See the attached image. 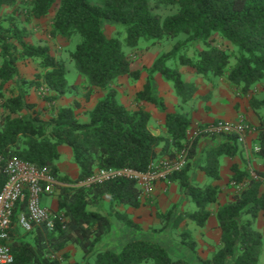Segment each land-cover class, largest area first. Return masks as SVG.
I'll return each instance as SVG.
<instances>
[{"label":"trees","instance_id":"16d2710c","mask_svg":"<svg viewBox=\"0 0 264 264\" xmlns=\"http://www.w3.org/2000/svg\"><path fill=\"white\" fill-rule=\"evenodd\" d=\"M175 6L178 12L163 18L154 13L150 0H27L29 19L48 16L56 5L51 38L79 37L69 58L77 72L86 78L89 100L95 90L105 96L81 120L76 108L62 107L50 118L44 119L37 105L28 100V90H48L44 100L53 104L70 92L64 61L52 55L48 45L26 41L27 32L11 20L8 28L0 24V156L19 158L38 167H46L60 185L58 219L52 231L39 227L25 232L17 226L18 215L25 205L13 212L10 246L15 264H261L264 252V234L256 229L255 222L264 214V172L256 171L257 179L234 166L235 185L247 184L233 200L220 207L217 220L221 230L220 246L210 258L198 255L193 235L184 231L176 246L160 238L161 230L168 235L191 221L205 227L212 216L209 208L217 203L221 189L210 185L202 189L191 182L190 161L197 155L200 138L189 141L191 120L179 113L168 114L166 127L172 138L169 159L188 151L187 164L180 172L169 177L177 182L181 192L190 197L195 212H182L177 206L156 217L163 225L161 230L142 229L127 216L120 220L134 228L125 237L111 238V215L91 212L90 206L104 196L111 197L112 207H142V189L136 181L115 179L91 188L77 184L92 177L98 170L130 169L149 172L160 156L159 148L166 141L155 136L149 128L150 113L131 110L117 98L114 82L120 77L137 81L140 71H132L128 49L142 42L156 44L163 40L176 41L174 47L161 54L148 68L144 89L136 94L135 102H146L166 110L160 97L155 75L171 83L183 103L190 101L197 87L187 83L181 67L193 68L198 76L223 77L232 85L247 91L258 83L264 85V0H162ZM16 0H0L2 7H12ZM107 24L120 28L118 36L108 37ZM230 43L233 49L214 46V36ZM194 50L192 57L187 51ZM31 59L38 62L43 73L29 81L19 72L18 62ZM11 84L14 89L8 90ZM9 95V96H8ZM264 107V99L259 103ZM76 107H78L76 105ZM224 142L212 149L203 167L214 181L220 180V160L223 156L238 153L237 136L226 135ZM215 139V138H214ZM260 149L258 156L264 161V120L258 127ZM167 142V141H166ZM168 143V142H167ZM69 146L80 174L76 181L58 172L59 148ZM167 148V144L165 149ZM4 165L0 166V189L6 181ZM23 232H21V231ZM165 231V232H166ZM68 245L82 252L80 260L71 261L63 253Z\"/></svg>","mask_w":264,"mask_h":264},{"label":"crops","instance_id":"0c3cea01","mask_svg":"<svg viewBox=\"0 0 264 264\" xmlns=\"http://www.w3.org/2000/svg\"><path fill=\"white\" fill-rule=\"evenodd\" d=\"M48 16H50V14ZM54 16L55 13L52 19H54ZM45 18H47V16ZM36 20L38 21L41 19ZM132 71L139 70L137 68L134 69L132 65ZM180 72L187 83L197 87V92L190 101L183 103L181 98L176 95L172 84L166 82L160 74H156L155 81L157 82L160 97L164 101L166 110H160L155 105L146 102H135L136 94L144 89L148 74L145 75L142 73L140 79L137 80L136 83L130 82L129 77H120L114 82L113 87L117 91V98L121 104L131 110L142 109L150 113V131L155 136L164 137L168 142L165 141L160 146V156L153 163L155 167L170 160L169 153L172 150V138L169 136L166 127V118L168 114L179 113L189 117L191 120L190 134L220 120L228 121L233 124L246 122L254 128V132L247 137L244 144L237 143L236 147L238 153L236 155L223 156L221 158L219 168L220 180H212L203 170V167L207 164L208 153L221 145L225 141L224 137L214 139L208 136H201L198 141L197 155L190 161L191 167L189 176L194 186L205 189L210 185H218L221 189L217 203L209 208L210 212H212V216L205 227H198L191 221L182 224L185 228L183 231L190 232L198 246L204 244V241H206V246L211 248L212 243H214L212 242L213 239L216 240L218 237V240L221 241V230L217 220L219 208L232 201L235 194L239 193L237 191L238 186L232 182L234 177L232 168L234 166L239 167L240 170L249 175V179L255 178L253 174H255L256 171L264 172V161L258 156L260 149L258 127L260 126V121L262 119L264 120V107L257 101L256 92H253V90H255L254 88L245 91L243 90V85H232L223 77H216L214 75H209L207 77L198 76L194 69L190 67H181ZM69 93L58 101V103H60L59 108L72 107L71 104L63 105V102L67 100V96L71 95ZM124 95H129L133 101H128L129 99L124 98ZM104 96V91L95 90L94 94H92L88 100L90 108H88L87 111H91ZM258 99L260 102L263 101L261 98ZM166 144L167 148L165 149ZM59 152L60 159L57 162L59 175L67 176L72 181L78 180L80 170L74 162L72 149L64 145L59 148ZM138 186L142 189V185ZM262 190L264 191V181L262 182ZM44 204L57 213L59 210L58 192L56 191L54 195L45 197ZM174 206H177L180 211L185 213L195 212L197 210L191 198L181 192L179 184L177 182L168 181L156 183L148 194H144L142 197V207L139 209L128 206L112 207L111 197L106 195L99 201L93 203L89 210L91 212L100 213L101 215H107L109 212L108 210L111 208L112 212L109 213V215H111L112 229L114 230L112 232L113 235L111 234V238H120L125 237L124 234L127 230L126 234L130 236L134 233L135 229L127 226L125 222H122L120 220L121 216L119 215L127 216L128 220L132 221L134 225H139L142 229L148 230L149 228L159 227L161 225L160 220L155 215L156 210L154 212L153 208H158L162 213H166ZM262 215L264 216V214ZM38 229L39 227L35 228L31 233L36 232ZM119 231L121 235L118 233ZM24 233L25 232L22 234ZM219 246L220 243L216 249H218ZM216 249H211L210 253L211 251L213 253ZM63 253H69L71 261L80 260L82 256V252L73 245H68V247L63 250Z\"/></svg>","mask_w":264,"mask_h":264},{"label":"built area","instance_id":"2783aa9c","mask_svg":"<svg viewBox=\"0 0 264 264\" xmlns=\"http://www.w3.org/2000/svg\"><path fill=\"white\" fill-rule=\"evenodd\" d=\"M253 132L254 128L246 122L233 124L220 120L188 133V138L192 142L201 136L218 138L236 135L238 143L244 144ZM187 155L188 151L184 150L175 160H167L157 167L152 164L147 173L130 169L98 170L92 177L78 183L77 187L91 188L97 184L125 178L142 185L143 193L148 194L156 183L168 182L171 175L182 171L187 164ZM2 165L7 178L0 189V264H15L10 246L14 210L18 205H25V210L19 213L17 220V226L24 232H33L38 227L54 230L58 215L44 204V198L54 195L60 183L50 169L38 167L19 158L5 159L0 156V166ZM254 177L257 179V176ZM236 186L237 189H243L247 184Z\"/></svg>","mask_w":264,"mask_h":264},{"label":"rangeland","instance_id":"374dc122","mask_svg":"<svg viewBox=\"0 0 264 264\" xmlns=\"http://www.w3.org/2000/svg\"><path fill=\"white\" fill-rule=\"evenodd\" d=\"M25 1L27 0H16V4L14 6L2 7V9L0 10V24L3 27L8 28L11 20H13L19 26L20 29H24L27 32L26 41L28 43L46 44L50 47L53 56H55L57 59L61 61H64V64L67 69V78L69 81V87L71 89V92L69 94L71 95L67 96V100L63 102L64 103L63 105L71 104L72 106H74L81 120L85 121L87 118L86 115L88 112L87 110L88 108H90V104L88 105V100L86 99V95L88 92L86 78L81 76L77 72L75 68V64L69 58L70 52L75 49L76 44L79 42V37L77 36L72 39H65L61 37L51 38L49 33L53 22L52 18L54 13H56L57 11L58 5H56L54 9L51 11L50 16H47V18L37 21L36 19H29L27 12L29 11L30 7L24 3ZM90 1L96 5L101 3V0H90ZM150 4L154 10V13L161 15L163 18L174 15L178 12L177 7L168 6L164 4L162 0H150ZM105 31L108 37H115L120 35L119 34L120 28H118L113 24H107L105 26ZM184 38L185 36H181L177 40H163L154 45L142 42L141 44L138 45V47L133 49H128L127 52L132 61V65L134 66V69L137 68L140 72L142 71L141 74L143 73L147 75L146 73L147 69L152 67L155 60L161 54L170 51L176 44V41L184 40ZM214 41H215L213 43L214 46L220 47L222 49H226V48H229L230 50L233 49V46L230 43L222 40L218 35L214 36ZM187 55L192 57L194 55V50L187 51ZM18 69L20 74L29 81L35 79L38 73H43V71H41L38 67V62L31 59L20 60L18 62ZM130 82L136 83V81H133L131 79ZM7 88L8 90L14 89V87L11 84H8ZM252 88L255 89L253 90V92L254 93L256 92L257 101H259L260 103V100L258 98L264 99V85L262 83H258ZM48 95H50V92L48 90L37 91L35 88H30L28 90L29 102L37 105V110L41 112L42 117L44 119H48L53 114H55V112L59 109L60 106V103L58 102L51 104L45 101L44 97ZM124 98L129 99L128 101L130 100L133 101L129 95H124ZM76 105L78 107H76ZM254 176L256 175L253 174V177ZM241 190H242L241 188L237 189L238 192H240ZM155 210H157V208L156 209L153 208L154 212ZM108 211L109 212L107 215H109V213L112 212L111 208ZM262 216L263 215L261 214L257 219V221L255 222V227L257 230L263 233L264 216L263 217ZM163 225L164 224L161 223L159 227H152V228L156 230H161ZM182 226L178 231L172 232L171 235H168L166 230H161L159 236L167 244L172 245V243L174 242L173 246H176L177 243L181 241L180 234L184 232L183 230L185 229L184 226L183 227ZM118 233L121 235L120 231ZM212 242H214L215 245L214 243H212L211 248H208L206 246V241H204V244H200L199 246L197 245V251L200 257L207 259L212 256V251L210 253V250L214 248L216 249L218 244L220 243V240H218L217 237V239L216 240L213 239ZM261 264H264V252L261 258Z\"/></svg>","mask_w":264,"mask_h":264}]
</instances>
